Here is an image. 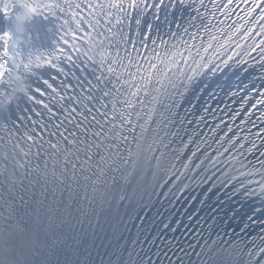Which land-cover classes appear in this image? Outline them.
Segmentation results:
<instances>
[{"label": "snow or ice", "instance_id": "snow-or-ice-1", "mask_svg": "<svg viewBox=\"0 0 264 264\" xmlns=\"http://www.w3.org/2000/svg\"><path fill=\"white\" fill-rule=\"evenodd\" d=\"M31 4L58 35L27 82L0 33V264H244L257 225L264 264V0Z\"/></svg>", "mask_w": 264, "mask_h": 264}, {"label": "bare ground", "instance_id": "bare-ground-1", "mask_svg": "<svg viewBox=\"0 0 264 264\" xmlns=\"http://www.w3.org/2000/svg\"><path fill=\"white\" fill-rule=\"evenodd\" d=\"M31 0H0V9H7V14L0 13V33L10 36L8 51L9 75L16 76V65L28 49L29 38L36 23V14L30 11Z\"/></svg>", "mask_w": 264, "mask_h": 264}]
</instances>
